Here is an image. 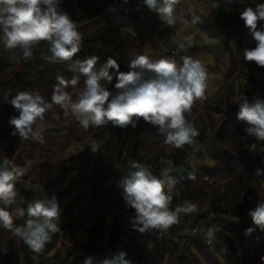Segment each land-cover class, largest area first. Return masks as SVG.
Here are the masks:
<instances>
[{
    "label": "trees",
    "instance_id": "obj_1",
    "mask_svg": "<svg viewBox=\"0 0 264 264\" xmlns=\"http://www.w3.org/2000/svg\"><path fill=\"white\" fill-rule=\"evenodd\" d=\"M114 1L125 6L124 0H61L60 10L68 13L82 34L81 50L73 60L98 56L99 68L111 57L119 64L120 71L128 72L131 71L129 61L143 55L142 47L148 34L140 8L132 10L133 14H126L115 8ZM210 2L218 6L208 13L199 10ZM260 3L264 0H192L196 8L191 9L189 21L209 38L219 40L228 53L232 52L230 42L234 41L235 54L240 56L246 48L256 46L240 14L249 7L255 10ZM193 15L200 17L199 23L191 22ZM259 28H264V21L258 22ZM47 49V42H40L33 51V58L27 61L17 49L15 55L19 59L13 61L10 60L13 53L0 43V158L7 156L13 163L27 140L13 135L15 129L9 121L18 113L7 100L23 90L39 93L51 102L56 77L61 75L71 80L77 75L68 70L69 62L53 64L42 59L41 53H47ZM203 51L211 53L208 48ZM195 54L190 52V57L198 60L199 56ZM245 63L248 72L238 75L237 65L231 60L220 80L218 92L204 101H197L191 112L185 113L186 119L200 133L197 137L201 146L199 151L188 145L177 149L165 144L157 128L143 119L135 128L114 127L111 122L96 128L93 140L98 145L104 166L102 184L106 194L112 196L116 213L107 229L99 218L91 242L84 250L86 257L93 258L94 264L100 256L110 257L118 251L126 252V259L131 264H161L164 259L165 264H264V231L257 228L248 215L249 210L264 198V174L257 175V169L264 170V152H261L264 140L247 136L245 128L248 125L237 119L239 103L236 102L238 95L247 97L249 102L264 101V67H258L254 62ZM115 83L114 79L106 86L115 91ZM83 86L84 77L80 76L77 86H69L66 90L75 99ZM252 86L254 91L249 92L246 88ZM6 93H10L7 98ZM52 107L60 122L72 118L71 115L65 117L59 106ZM48 112L44 120L49 122ZM253 144L255 149L251 147ZM129 160L150 165L158 177L166 174L176 180L171 208L175 209L187 200L197 205V211L182 216L179 225L160 236L149 231L126 232L123 217L134 211L126 206L119 182L128 175ZM189 172H194V180L188 179ZM55 174L45 166L41 167L38 184L23 176L16 184L17 204L21 197L25 201L22 206L26 208L28 202L56 196V179L52 178ZM14 219L17 225H22L27 217ZM209 221L221 224L209 245L205 237L186 234ZM250 227L255 231L245 235V229ZM62 231L61 228L53 234L44 250L36 253L0 226V264H41L57 245ZM105 233L107 243L103 244ZM124 234L127 239L118 249L115 246Z\"/></svg>",
    "mask_w": 264,
    "mask_h": 264
},
{
    "label": "clouds",
    "instance_id": "obj_2",
    "mask_svg": "<svg viewBox=\"0 0 264 264\" xmlns=\"http://www.w3.org/2000/svg\"><path fill=\"white\" fill-rule=\"evenodd\" d=\"M180 0H142L150 10L156 11L167 25L176 22L175 5ZM61 0H0V43L5 50L13 53L10 60L18 61L15 55L18 49L25 61L33 58L35 47L42 41L47 42V53L41 58L48 63L69 62L68 70L77 74L71 80L63 76L56 77L51 102L39 93L17 91L7 102L18 115L10 118L14 126L13 135L22 140L44 142L45 128L40 121L53 105L63 110L65 117L71 115L84 128L111 124L114 127L135 128L137 122L155 126L164 137V143L180 149L185 145L200 150L197 137L199 131L190 123L185 113H190L197 101L206 99L207 69L199 60L181 57L182 64L175 59L160 58L152 60L145 55H137L129 61L131 71H120L117 61L109 57L97 68L98 56H89L83 60H73L81 50L82 34L67 12L60 10ZM240 19L244 21L252 39L254 48H246L243 58L264 67V28L258 29V22L264 21V3L257 4L255 10L246 8ZM191 22L197 24L200 17L192 16ZM185 40L191 44L192 37ZM114 70V71H111ZM148 73L154 75H146ZM80 76L84 77V86L75 99L66 90L75 88ZM115 79V91L106 85ZM6 98L10 93H6ZM237 119L247 123L245 133L255 140H264V101L259 99L249 102L244 97L239 102ZM92 151L98 146L93 143ZM252 149H255L253 144ZM264 152V149H261ZM128 175L119 182L122 198L126 206L135 210L131 218L133 229L140 233L156 231L167 232L172 226L181 223V217L197 211V205L184 201L182 205L171 208L176 180L166 174L160 177L153 174L150 165L136 160L128 161ZM264 170L257 169V175ZM25 175V170L17 166L7 156L0 158V226L10 231L13 237L21 239L31 250L41 253L53 234L60 228V204L55 195L51 198L36 199L27 203L19 195L16 184ZM194 172L188 173V179L194 180ZM13 205H16L14 208ZM11 209V210H9ZM248 215L254 225L264 231V198H261ZM27 219L22 225L15 223L14 217ZM217 228L207 230L209 243L212 242ZM255 228L245 229L250 235ZM6 253V250H5ZM127 253L118 251L115 255L96 261L95 264H131L126 259ZM83 264H94L93 258L87 257Z\"/></svg>",
    "mask_w": 264,
    "mask_h": 264
},
{
    "label": "rangeland",
    "instance_id": "obj_3",
    "mask_svg": "<svg viewBox=\"0 0 264 264\" xmlns=\"http://www.w3.org/2000/svg\"><path fill=\"white\" fill-rule=\"evenodd\" d=\"M124 2V7L129 11L137 10L136 8L142 10L140 12L148 34L142 47L143 55L152 60L175 59L179 65L182 64L181 57H190V52L198 54V60L208 73L206 98L218 92L220 80L230 66L231 60L237 65L238 75L241 72H248L243 54L240 56L235 54L234 41L230 42L232 52L228 53L219 40L209 38L190 23L191 9L196 8L192 5V0H180L175 5L176 22L171 26L164 23L156 11L145 6L142 0H124ZM216 6L217 3L210 2L208 6L199 10L208 13ZM187 36L192 37L191 44L185 40ZM206 48L211 53H204L203 50ZM255 76L260 78L259 74ZM246 89L249 92L254 91V86ZM244 97L238 95L236 102H241ZM47 116L49 122L40 121L45 128L44 142L27 140L14 164L23 168L24 177L35 184H38L43 166L57 174L52 178L56 179L55 191L60 204V227L63 231L57 245L41 264H83L87 258L84 250L91 242L97 221L101 218L107 229L116 213V209L112 207V196L106 194V187L102 184L104 166L99 148L96 152L92 151L91 145L95 143L93 136L97 127L89 126L88 129H84L74 117L60 122L54 107L49 110ZM133 211L123 217L128 233L139 232L131 225V218L135 215V210ZM106 237L107 233L103 244L107 243ZM126 239L127 235L124 234L115 247L120 249ZM104 258L106 255L100 256L95 261ZM161 264H165V259Z\"/></svg>",
    "mask_w": 264,
    "mask_h": 264
},
{
    "label": "built area",
    "instance_id": "obj_4",
    "mask_svg": "<svg viewBox=\"0 0 264 264\" xmlns=\"http://www.w3.org/2000/svg\"><path fill=\"white\" fill-rule=\"evenodd\" d=\"M114 6L116 9L118 10H122L124 13H131L133 14L134 11H129L128 9H126L124 6H122V4L118 1H114ZM216 227L217 231L220 230L221 228V224H219L218 222H213L211 223L210 221L209 222H203L202 224L196 226L195 228L191 229V230H188L186 232L187 235H197V236H202V237H205L206 238V244H210L209 241H208V237H207V230L210 228V227ZM150 234H153V235H156V236H160L161 233H157L156 231H149Z\"/></svg>",
    "mask_w": 264,
    "mask_h": 264
},
{
    "label": "water",
    "instance_id": "obj_5",
    "mask_svg": "<svg viewBox=\"0 0 264 264\" xmlns=\"http://www.w3.org/2000/svg\"><path fill=\"white\" fill-rule=\"evenodd\" d=\"M182 254V252L180 251V255Z\"/></svg>",
    "mask_w": 264,
    "mask_h": 264
}]
</instances>
